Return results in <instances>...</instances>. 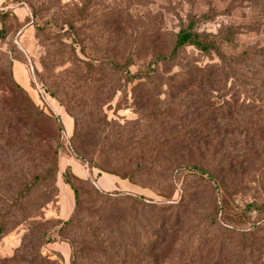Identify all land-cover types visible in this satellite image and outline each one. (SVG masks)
Here are the masks:
<instances>
[{
	"label": "rangeland",
	"instance_id": "1",
	"mask_svg": "<svg viewBox=\"0 0 264 264\" xmlns=\"http://www.w3.org/2000/svg\"><path fill=\"white\" fill-rule=\"evenodd\" d=\"M72 1L76 2L79 12L76 27L80 35L76 43L51 17L71 11L67 6ZM124 1L93 0L90 9L82 14L80 10L86 0H61L59 8L38 17H33L25 0H3L0 6V30H3L0 35V106L13 102L12 76L34 105L58 125L61 146L55 179L58 203L43 208L39 197L46 188L42 182L35 181L40 171L33 170L31 165H17L13 153L9 154L8 165L0 164V214L9 215V230L0 238V264H20L17 255L23 244L31 234H42L46 230L45 239L55 240V248L65 253L63 242H58L59 225L55 214L60 201L64 210L71 208V215L74 211L72 194L62 178L68 163L75 177L87 175L88 171L92 173L93 163L103 171L170 165L206 170L215 167L222 173L214 172V177L228 189L227 213L240 212L250 203L260 206L264 201V155L254 165H247L239 158L235 162L232 159L234 165H213L219 163L225 157L224 151L229 149L216 148L214 142L189 146V136L197 128L200 131L211 128L207 121L211 110L220 111L223 117L225 127L215 132L220 136L241 134L238 120L257 111L251 103L244 108L238 106L239 101L225 104L235 90H230L229 81L213 88L214 103L211 109L206 106L210 98L204 95L205 88L196 87L194 74L189 79V62L194 57L202 66L218 63L214 55L203 56L186 47L174 62L159 65L161 79L152 84L139 85L137 81L127 84L124 76L112 73L108 67L109 61L122 63L132 56L135 66L129 71L133 74L156 55L167 56L174 44V35L190 20L199 32L228 38L230 42L222 46L226 56L250 48H264V0H147V5H133L129 15L124 12L129 7ZM116 5L123 14L115 21ZM118 28L120 30H116ZM258 61L264 63V58ZM16 62L23 65L25 72L18 65L14 66ZM72 81L76 83V91L68 88ZM244 89L252 91L249 87ZM85 105L92 115L90 122L83 113ZM259 124L264 128V119ZM91 128L94 130L88 134ZM210 131L214 133L212 128ZM174 139L181 140L179 145L173 146L177 142ZM178 147L184 148L180 152L182 156L167 158L166 153L173 151L174 154ZM17 180L26 188L20 189L24 202L19 209L13 203ZM103 180L98 181L102 190H115H110ZM93 187L77 185L79 218L83 224L94 221L90 217L98 205L94 202ZM149 187H131L130 192L117 187L118 190L111 193L141 196L145 202L160 205L177 204L181 197L189 195V199L172 209L169 226L164 228L166 233L157 243L164 264L242 263L239 230L224 232L220 211L216 218L211 212L214 200L219 206V192L217 195L207 176L191 169L174 173L171 187L163 182ZM65 191L70 199L63 195ZM246 216L250 223L264 222V212L252 211ZM62 236L79 241L81 234L77 228L68 227ZM248 242L254 249L253 263L264 264V232ZM47 246L36 250L46 254ZM75 261L81 264L82 257H76Z\"/></svg>",
	"mask_w": 264,
	"mask_h": 264
},
{
	"label": "trees",
	"instance_id": "2",
	"mask_svg": "<svg viewBox=\"0 0 264 264\" xmlns=\"http://www.w3.org/2000/svg\"><path fill=\"white\" fill-rule=\"evenodd\" d=\"M25 1L31 9L33 17H38L43 12H49L61 5V0ZM124 2L130 7L124 11L127 15L132 11L133 5L148 4L147 0H125ZM92 3L93 0L84 2L85 5L80 10L82 14L90 9ZM119 3H123V1H119ZM76 6V2L72 1L67 6L72 9L71 11L67 10L65 13L51 16L54 24H61L65 28V32L69 34V38L73 43H76L80 35L76 27L79 21V12L76 11ZM118 7L119 5L115 6V21L123 14V11L117 9ZM2 16H5V13ZM2 32L1 29L0 35ZM229 42L228 38L220 37V34L212 35L197 31L194 21L190 20L185 27H180L174 35V44L167 56L156 55L143 63L139 70L133 74L129 71L130 67L135 66V60L132 56L122 63L109 61L108 67L112 73L124 76L127 84L135 81L139 85L152 84L161 79L159 65L174 62L178 53L186 47L194 49L203 56L214 55L218 63L202 66L194 60V57L189 62V79L194 74L196 87L205 88L203 90L204 95L210 98L206 106L211 109L214 103L213 88L220 84L226 85L229 81L230 90L232 91V88L235 90L233 94L229 95L225 104L230 105V103L239 101L241 104L238 106L244 108L246 107L245 104L249 105L251 103L257 111L238 120L241 134L226 136L224 133L220 136L215 132L217 129L225 127L222 121L223 117L220 111L211 110L207 121L211 123L214 133L210 131V127H205L203 131L197 128L194 134L189 136V146L192 148L197 143L214 142L216 148L229 149V151H224L225 157H222L218 161L219 163L213 165H221L222 163L234 165L232 159L235 162L238 158L243 159L247 165H254L264 155V128L259 124L264 119V63L258 61V59L264 58V48H250L240 54L226 56L222 52V46ZM88 66L92 67V65ZM10 85L15 90L12 94L13 102H4L0 106V164L8 165L9 154L13 153L16 156L17 165H31L33 170L40 171V175L36 177L35 181L42 182L46 188V192L43 193L42 197H39L41 206L43 208L50 203L56 204L58 203V189L55 179L58 172V155L61 147L59 127L55 125L50 115L34 105L12 76ZM75 87V81L69 82V89L76 91ZM245 87H249L252 91L246 92ZM86 108L88 106L85 105L83 113L90 122V120L92 121V115ZM93 130L94 128H91L88 134H92ZM74 135H76V131H74ZM64 137L66 136L64 135ZM65 139L67 140V138ZM173 141H177L173 144L174 146L179 145L181 140L174 139ZM77 149L82 151L78 145ZM177 149V153L174 154L173 151L167 152V158L174 155L181 157L180 152L184 148L178 147ZM190 154L192 153L189 152ZM79 159L84 161L82 157H79ZM91 165L92 173H90L94 175V179L102 173H106L128 182L133 188L141 189H150V185L159 186L162 182L169 184L171 187L174 173L189 172L191 169H195L201 176H207L208 181L214 184L217 195L219 192V206H217L215 200L212 202L211 212L214 218L217 217L219 210L224 232L239 230L242 245L241 264H254L252 261L254 249L248 241L253 240L257 234L264 232V222L259 225L250 223L246 214L252 211L264 212V201L260 206L250 203L240 212L227 213L225 206L228 200V189L220 179L214 177V172L222 173L217 168L213 167L206 170L189 167V165H170L162 168H152L151 166L150 168H119L118 170L103 171L96 167V163ZM20 171L21 168L18 172ZM94 171L96 173H93ZM62 178L73 193V203L75 205L72 215L66 221L55 218L57 226L59 225L57 231L58 242L68 244L70 249L68 264H76L75 260L78 256L82 257L81 264H164L161 261L162 254L157 243L161 242V237L166 233L164 228L169 226V220L173 214L172 209L176 208V205H179L180 202L184 203L185 199H189V195L181 197L177 204L160 205L159 203L145 202L141 196L101 191L96 188L93 181L90 183L87 181L88 179H80L72 175L69 167L62 173ZM15 184L16 197L13 203L19 209L24 202L23 195H21L23 192L20 189L21 187L26 188L25 184L19 180ZM78 184L81 186L86 184L94 186V202L98 206L93 211V217H90L94 220L92 223L83 224L82 218H79ZM17 188H19V191H17ZM8 220L9 215L0 214V238L5 236L9 230ZM247 225L246 229L241 230L240 227ZM68 227L77 228L80 231L79 241L62 236V232ZM47 233L48 230L42 234L34 233L33 236L30 235L23 244L22 250L19 251V255H17L20 264H64L57 253L47 252L43 254L36 250L39 246L42 247L55 242V240L45 239ZM43 239L45 241H42Z\"/></svg>",
	"mask_w": 264,
	"mask_h": 264
},
{
	"label": "crops",
	"instance_id": "3",
	"mask_svg": "<svg viewBox=\"0 0 264 264\" xmlns=\"http://www.w3.org/2000/svg\"><path fill=\"white\" fill-rule=\"evenodd\" d=\"M2 3H3V0H0V6L2 5ZM16 65H18V66L22 69V72H25V71H24V68H23V65H22L21 63L16 62V63L14 64V66H16ZM14 66H13V68H14ZM67 165L69 166L71 172H73V167H72V165H71L70 163H68ZM78 167L81 168L80 165H79ZM73 173H74V172H73ZM76 176H77V175H76ZM77 177L80 178V179H87V178H89L91 181H93V183L95 184L96 188L99 189V190H101V191H104V190L101 189V187H100L99 184H98V181H99V180H100V181L103 180L105 177H107V178L104 179L103 181H106V183L108 184V187H111L110 190H112V189L118 190L117 187H122V188L125 190V192H130V189H129V188L132 187L128 182L123 181V180H120V179H118V178H116V177H114V176H110V175L102 174V175H100L99 177H97L96 179H94V175H91V173H90L89 171H88L87 175H84V174H83L82 176H77ZM112 177H113L114 179H113ZM93 179H94V180H93ZM119 182H120V184H119ZM68 188H69V187H68ZM69 190H70V189H69ZM115 190H113V191H115ZM113 191H104V192L111 193V192H113ZM70 192H71V194H72V201H73V193H72L71 190H70ZM65 194L68 195V197H69V194H68L67 191H65V192L63 193V195H65ZM69 199H70V197H69ZM71 211H72L71 208H70L69 211L64 210L63 207H62V203H61V201H60L59 204H58V209H57V212H56L55 215H56V217H57L59 220H61V221H66V220L70 217V215H71ZM62 244L64 245V250H65L64 252H65V253L60 252V251H58V250L55 248V245H57V242H54V243L49 244V245L47 246V252H54V253H57V254L61 257L63 263H64V264H67V263L69 262V259H70V249H69V247H67V246H68L67 244H65V243H62Z\"/></svg>",
	"mask_w": 264,
	"mask_h": 264
}]
</instances>
